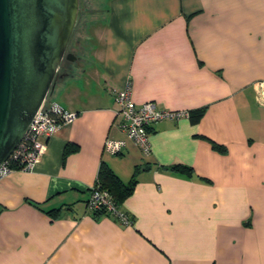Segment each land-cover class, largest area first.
I'll return each mask as SVG.
<instances>
[{"label":"crops","instance_id":"obj_1","mask_svg":"<svg viewBox=\"0 0 264 264\" xmlns=\"http://www.w3.org/2000/svg\"><path fill=\"white\" fill-rule=\"evenodd\" d=\"M97 13L49 92L77 117L0 180V264H264V0H99ZM126 85L135 104L193 117L153 125L143 153L117 127ZM102 164L135 180L120 203L131 225L86 208Z\"/></svg>","mask_w":264,"mask_h":264},{"label":"water","instance_id":"obj_2","mask_svg":"<svg viewBox=\"0 0 264 264\" xmlns=\"http://www.w3.org/2000/svg\"><path fill=\"white\" fill-rule=\"evenodd\" d=\"M79 0H0V165L53 87Z\"/></svg>","mask_w":264,"mask_h":264},{"label":"built area","instance_id":"obj_3","mask_svg":"<svg viewBox=\"0 0 264 264\" xmlns=\"http://www.w3.org/2000/svg\"><path fill=\"white\" fill-rule=\"evenodd\" d=\"M256 101L264 107V82L254 83ZM116 105L115 117L118 118L117 127L143 153L149 152L148 131L160 122L189 119L191 112L187 110H165L154 102L135 104L131 100L130 86L113 90ZM77 114L62 107L56 101L48 98L43 100L39 109L31 120L23 138L0 165V180L14 170L31 171L45 154L50 137L62 126L71 124ZM126 145L125 140L106 138L103 152L116 156L120 155ZM86 208L89 212L105 211L120 225H131L129 215L121 211L111 199V196L99 185H93Z\"/></svg>","mask_w":264,"mask_h":264},{"label":"trees","instance_id":"obj_4","mask_svg":"<svg viewBox=\"0 0 264 264\" xmlns=\"http://www.w3.org/2000/svg\"><path fill=\"white\" fill-rule=\"evenodd\" d=\"M86 10H88V9H84L83 13H84V11L87 13ZM87 14H89V13H87ZM70 63H71V61L69 59H63L62 60L60 67H59V70L55 76V79L57 78V76L59 74H61V72L66 71V69L70 65ZM48 98H49V94H48ZM190 117L192 118L193 115ZM212 146L214 149H216L218 151L224 150L223 147L216 145L214 143H212ZM170 170H172L174 172L181 173V174H187V175H190L192 172L191 168L183 166V165L172 166L170 168ZM96 184L99 185L102 190H105L106 192H108V194L111 196V199L113 200L114 204L120 209L121 201L131 194V192L134 188V185H135V180L133 178L127 185H124L114 176V174L110 171V169L108 167H106L105 165L102 164L100 166L99 171H98V176H97L95 185ZM90 192H91V190H90ZM90 213L96 217H100V216L112 217L110 214H108L105 211L90 212Z\"/></svg>","mask_w":264,"mask_h":264},{"label":"rangeland","instance_id":"obj_5","mask_svg":"<svg viewBox=\"0 0 264 264\" xmlns=\"http://www.w3.org/2000/svg\"><path fill=\"white\" fill-rule=\"evenodd\" d=\"M98 5H99V0H79V12L76 20V25L69 39L68 45L66 47V53H71L74 57H76L74 62L78 63L77 58H79L78 56L82 52V49H78L76 47V41L82 37L81 33H82L84 20L94 19L98 16L97 13ZM84 9H88L86 11L87 13H89V15L88 14L86 15L85 11L83 13Z\"/></svg>","mask_w":264,"mask_h":264},{"label":"flooded vegetation","instance_id":"obj_6","mask_svg":"<svg viewBox=\"0 0 264 264\" xmlns=\"http://www.w3.org/2000/svg\"><path fill=\"white\" fill-rule=\"evenodd\" d=\"M71 54V53H70Z\"/></svg>","mask_w":264,"mask_h":264}]
</instances>
